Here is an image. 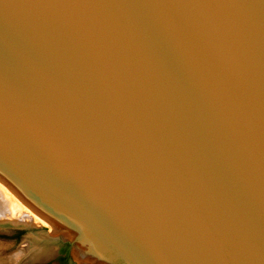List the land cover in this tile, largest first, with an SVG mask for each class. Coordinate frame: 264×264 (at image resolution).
I'll list each match as a JSON object with an SVG mask.
<instances>
[{
	"label": "water",
	"instance_id": "95a60500",
	"mask_svg": "<svg viewBox=\"0 0 264 264\" xmlns=\"http://www.w3.org/2000/svg\"><path fill=\"white\" fill-rule=\"evenodd\" d=\"M0 179L21 264H264V0H0Z\"/></svg>",
	"mask_w": 264,
	"mask_h": 264
},
{
	"label": "bare ground",
	"instance_id": "6f19581e",
	"mask_svg": "<svg viewBox=\"0 0 264 264\" xmlns=\"http://www.w3.org/2000/svg\"><path fill=\"white\" fill-rule=\"evenodd\" d=\"M32 219H34V221ZM7 220H9L10 223ZM32 222L46 223L47 221H45V219H43V217L37 213V211L29 207L24 202V200L22 201V198L0 179V227L9 226L11 224L14 226L16 224L19 226H29L32 224ZM32 247L34 246L31 244V242H28V240L25 241L23 245H20L16 251L9 255L10 262L16 264H18L17 262H19V264L22 263L26 259L24 256L30 253ZM36 247H38V252H41L43 249L42 245L40 244Z\"/></svg>",
	"mask_w": 264,
	"mask_h": 264
},
{
	"label": "rangeland",
	"instance_id": "374dc122",
	"mask_svg": "<svg viewBox=\"0 0 264 264\" xmlns=\"http://www.w3.org/2000/svg\"><path fill=\"white\" fill-rule=\"evenodd\" d=\"M8 187H10V186H8ZM10 189H12V188L10 187ZM22 201H23V199H22ZM43 219H45V218H43ZM9 220H7V221L10 223ZM32 220L34 221V219H32ZM30 225L36 226V227H34V230L38 233H42V231H44V232H47V231L53 232L54 231V229L51 227V225L48 222H46V223H38V222L34 223V222H32V224H30ZM17 226H19V225L16 224L14 226L11 224L9 226H1L0 227V264H16V263L10 262L9 255L11 253H13L14 251H16L17 248H19L20 245H23V243L27 240H28V242H31V244L34 247H32L30 250V253L25 255L24 257L29 256V255L33 257V255H36L37 253H39L37 251L38 247H36L37 245H39V242L37 241L38 237L33 235L32 232L28 229H17L18 228ZM28 235H29V237H27L28 239H25L26 236H28ZM63 246L64 245H61L58 253H52L51 252V253L43 254V255L39 256L38 259L36 257V259H34L32 261H30V260L25 261V264H63V261H62V256H64L62 254ZM21 260H20V262H21ZM17 263L19 264V262H17ZM75 264H78V263L76 262Z\"/></svg>",
	"mask_w": 264,
	"mask_h": 264
},
{
	"label": "trees",
	"instance_id": "16d2710c",
	"mask_svg": "<svg viewBox=\"0 0 264 264\" xmlns=\"http://www.w3.org/2000/svg\"><path fill=\"white\" fill-rule=\"evenodd\" d=\"M62 253H64L65 255L62 256V261L63 264H68L69 261V256H68V244H65L62 248Z\"/></svg>",
	"mask_w": 264,
	"mask_h": 264
},
{
	"label": "flooded vegetation",
	"instance_id": "af4514ba",
	"mask_svg": "<svg viewBox=\"0 0 264 264\" xmlns=\"http://www.w3.org/2000/svg\"><path fill=\"white\" fill-rule=\"evenodd\" d=\"M63 245H65V244H63ZM63 255H65L64 253H62ZM69 256V255H68ZM68 264H69V261H68Z\"/></svg>",
	"mask_w": 264,
	"mask_h": 264
}]
</instances>
